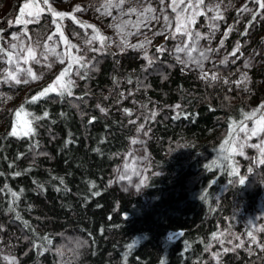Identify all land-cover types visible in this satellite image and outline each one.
I'll list each match as a JSON object with an SVG mask.
<instances>
[{
  "label": "trees",
  "instance_id": "trees-1",
  "mask_svg": "<svg viewBox=\"0 0 264 264\" xmlns=\"http://www.w3.org/2000/svg\"><path fill=\"white\" fill-rule=\"evenodd\" d=\"M254 1L244 19L233 18L234 26L220 24L231 28L220 36L227 44L225 59H235L237 44L236 53H242L230 68L239 69L249 49L264 53V16L257 15L263 9ZM15 5L8 12L14 17ZM61 21L62 28L92 29L81 27L86 22ZM95 45L99 50L90 59L71 64L78 81L70 96L50 92L33 102L46 80L1 86L12 100L4 103L7 96L0 93V232L12 235L15 264H62V257L68 264L57 246L71 245L77 235L87 246L71 264H264V249L230 245L222 231L236 215L235 204L255 206L264 184L258 152L241 159L234 151L237 124L264 113V86L257 77L264 75V64L244 89L181 65L170 55L166 36L145 52H114L107 39L102 48L99 39ZM157 46L165 50L157 52ZM21 108L30 114L34 134H10ZM44 112L47 117L33 118ZM139 125L149 131V160L140 190L127 191L110 179ZM251 234L246 227L242 235Z\"/></svg>",
  "mask_w": 264,
  "mask_h": 264
},
{
  "label": "rangeland",
  "instance_id": "rangeland-1",
  "mask_svg": "<svg viewBox=\"0 0 264 264\" xmlns=\"http://www.w3.org/2000/svg\"><path fill=\"white\" fill-rule=\"evenodd\" d=\"M223 0L221 4L220 12L223 15L222 19L212 20L211 17L215 15V12H204L203 15H196L194 22L189 24V18L191 16V10H187L182 14L184 23L188 26L189 30L195 35L199 33L202 39L197 44V52H193L192 56L196 60H201V65L198 66L196 63L187 62L186 64H181L187 69H194L200 74L207 73V76L212 77L216 75L217 79L224 85L230 86L231 84L238 85L244 89H250L249 83L252 80V76H256L257 71L255 68L261 64H264V53L258 55L256 52L246 51L239 61L240 68L233 69L229 67V63L233 66L235 59L240 58L241 52L236 53L235 56L231 55L235 59H225L227 44L221 46L218 44L220 41V36L227 34V29L232 26L235 21L233 18L236 17L238 21L244 19V15L249 14L255 6L254 0ZM112 4H118L119 0H111ZM197 0H176V4H172V0H146V6L152 7L155 12L154 15L159 17L160 20H147V17H141L136 14L126 15L125 12L131 7L136 6L135 2L131 5L128 0L120 7H109L108 11L111 15H104V9L102 5L108 3V0H48V4H44L43 0H2L0 2V48L4 49V52H0V93L6 94L1 86L5 82H10L13 80L8 79V73L15 70V74L21 80L22 84L32 85L40 83L44 80L47 82V87L55 84L57 78L60 75L51 77L49 79L48 75L51 72H55L56 69L61 64H67L68 66L73 63L71 57H83L90 59L93 52L96 51L95 40L92 39L96 35L93 29L80 30L77 27L69 26L68 28H62L61 31L64 36L67 37L70 44L75 45L74 48H69L67 44L61 39L59 32L56 31V23L59 18L52 16L51 12L48 10L49 5L52 9L58 12L68 13L70 15L65 16L61 24L65 22L71 23V20L78 22H86L89 24L98 25L95 26L98 31L107 36V41L109 47L114 52H122L128 49H132L138 52H145L154 42L160 41L162 37L169 38L168 50L170 55L176 58L179 56L182 60L187 61L188 58L185 53H175L173 49L177 44H180L186 39L181 33H175V39L172 38L173 32L163 27L164 21L163 17L167 16L169 23H171L172 28L176 27L178 14L180 9L188 3H192L195 7ZM264 2V0L262 1ZM17 3L18 14L14 17L8 12ZM25 3L29 4L28 8H25ZM178 5V6H177ZM16 6V5H15ZM82 8V11H75L76 7ZM205 6L209 5V0H204V4L200 5V10L203 11ZM173 7H176V11H173ZM247 8V11H242L241 9ZM100 8V11L96 9ZM43 9V11H39ZM238 10L236 15L235 12ZM261 12L259 11L257 15L264 16V8ZM21 11L24 12L23 17H21ZM34 13V15L29 16L28 12ZM40 17L46 19L45 23L37 21ZM51 17V19H47ZM132 18L135 20V25L139 24V27H134L132 24ZM56 22L54 23L53 21ZM17 20L21 21H33L31 23H17ZM227 22V29H220V24L222 21ZM232 20V22H231ZM204 24L202 31V24ZM255 21V19H254ZM3 23V24H2ZM53 23V24H52ZM216 24L218 27L213 30L210 26ZM239 25V24H238ZM237 25V26H238ZM206 28V29H205ZM238 30V29H237ZM158 31H163V35H157ZM13 36H18L19 40L12 39ZM51 36L52 39L49 40L48 37ZM222 36V37H223ZM122 40H126V43H122ZM150 41V43L148 42ZM144 44L145 47L141 49H134L130 45ZM12 44L16 45L13 49L10 46ZM208 47L214 49L215 51L208 52L207 60H202L199 57L198 52L201 49H207ZM31 48L36 53V60L28 58V63L25 64L24 60L27 57V49ZM23 49V50H22ZM47 49H53L54 51H47ZM263 50V49H262ZM6 53H11L15 57L12 62H9V56ZM47 59H44V56ZM227 56V55H226ZM63 60V63L60 61ZM227 61L226 63H221V61ZM39 61V62H37ZM249 63V67L245 68V63ZM216 64L215 68H208V64ZM65 67L63 71L68 68ZM31 68L37 76V79L33 80L31 76H27L24 70ZM224 69V71L222 70ZM62 71V72H63ZM247 75V80L237 84L236 81L241 80L242 75ZM69 79L77 82L78 73L75 68L71 65V71L68 75ZM261 83L264 86V75H257ZM27 79V83L23 81ZM66 77H64V80ZM224 81H227L225 83ZM7 98L4 103L10 102L12 100L11 94H6ZM123 113V112H122ZM28 117V116H27ZM27 118L24 113L21 116L15 118L14 126L17 127L18 132H23L26 130L27 125L25 121ZM260 120H249L242 121L237 124V130L234 136V151L241 159H250L254 151H257L259 156L264 159V121L257 123ZM4 126V121H0V128ZM13 126V127H14ZM245 129V130H242ZM253 129H258L256 135H251ZM150 139L149 131L143 125H139L134 129L131 141L128 148L122 152L121 159L115 166L112 175L111 183L120 189L137 191L140 190V184L142 183L146 168L149 160V150L148 141ZM135 140L136 143H132ZM259 145V147H256ZM241 152L243 153L241 155ZM242 161H240L241 163ZM245 167V163L242 164ZM123 177V179H120ZM257 204L250 206L249 209L243 207L240 203L235 204L236 215L233 216L231 222L226 221V228L223 229L225 234L224 239L230 243V245H237L241 242L246 244L247 250H258L264 249V184L262 185V190L259 198L257 199ZM1 226H3L1 222ZM249 227L252 231L250 237L243 236V232ZM242 235V236H241ZM253 237L255 239H253ZM12 235L7 234L3 236L0 232V264H15L16 259L13 255V240ZM239 241V243H238Z\"/></svg>",
  "mask_w": 264,
  "mask_h": 264
},
{
  "label": "snow or ice",
  "instance_id": "snow-or-ice-1",
  "mask_svg": "<svg viewBox=\"0 0 264 264\" xmlns=\"http://www.w3.org/2000/svg\"><path fill=\"white\" fill-rule=\"evenodd\" d=\"M43 2H44V4H48V0H43ZM128 2H129L130 5L133 2H135L136 6H134V7L130 6V8L125 12L126 15L136 14V15H139L141 17H147V20H157V21L160 20L159 17L154 15L155 10L152 7H150V6H146V0H128ZM181 2H183V0H181ZM256 2L258 4H260L261 8H264V2H261V0H256ZM124 3H125V0H119L118 4H112L111 0H108L107 4L102 5V7L104 9L103 14L110 16L111 12L108 11L109 7H120ZM161 3H163V0H161ZM172 4L175 5L176 4V0H172ZM202 4H204V0H197L195 7L193 6L192 3H188V4H186L184 6V8H181L180 9V13L178 14L176 27L174 29L172 28L171 23H169L168 17L167 16L163 17V21H164L163 27L168 29V30H171L173 32V36H172L173 39H175V33H181L183 36L186 37V39L184 41H182L180 44H177L175 46V48L173 49V51L175 53H181L182 52V53H185V55L187 56V58H188L187 61L182 60L179 56H176L177 61L179 63H181V64H186L187 62H192V63H196L198 66L201 65V60H196L192 56V53L193 52H197V44L202 39V37H201V35L199 33H195V35H193V33L189 30L188 26L184 23V19H183L182 14L184 12H186L187 10H191V16L189 18V24L194 22V19H195L196 15H203L204 12H215V15L211 17L212 20L222 19L223 18L222 13L220 12V7H221V4H223V0H209V5L210 6H205L203 11L200 10V5H202ZM24 7L28 8L29 4L25 3ZM48 10L51 12L53 17L59 18L60 20H63V18L65 16L70 15L68 13L55 11L54 9L51 8L50 5H49ZM82 10L83 9L80 8L79 6H77L76 9H75V11H77V12L82 11ZM96 10L100 11L101 9L97 8ZM172 10L176 11V7H173ZM241 10L242 11H247L248 9L245 7L243 9H241ZM39 11L42 12L43 9H39ZM20 15H21V17H23L24 12L21 11ZM28 15L32 16V15H34V13H32L30 11V12H28ZM35 15H37V21L36 22H38V13H36ZM254 17H255V13L253 15V19H254ZM16 22L17 23H21V22H23V23H31L33 21L17 20ZM53 22L55 23V21H53ZM81 27L92 28L93 31L96 32V35L93 36L92 39L93 40L99 39L101 41V48L103 47V41L105 39H107V38L101 36L99 31L97 29H95V27L93 25H90V24L89 25H83V24H81ZM134 27L138 28L139 24L134 25ZM210 27L213 30H215L218 27V25L213 24ZM60 29H61V25L59 23H56V31L59 32L60 37L64 41V43L67 44L70 49L76 47L75 45L69 43L67 37L64 36V33ZM228 31H231V28H229ZM156 34L157 35H163L164 32L163 31H158ZM244 34L246 35L247 33L245 32ZM12 39L19 40V37L18 36H13ZM48 39L51 40L52 37L49 36ZM148 42L150 43V41H148ZM122 43H126V40H122ZM222 45H223V41H221V46ZM130 46L133 47L134 49H141V48L145 47V45L143 43L142 44H138V45H130ZM10 47L15 49L16 45L12 44ZM96 50L98 51L99 49H96ZM164 50L165 49H163L162 46H157V49H156L157 52L164 51ZM26 51H27V57L24 60L25 64L28 63V58H31L32 60H36V53L34 52L33 49L28 48ZM47 51H54V50L53 49H47ZM212 51H215V50L210 48V47H208L207 49L199 50L198 55H199L200 58H202V60H207L208 59L207 53L208 52H212ZM237 51H239V44H237L236 49L231 53V55L235 56ZM0 52H4V49L0 48ZM6 54L9 56V62L11 63L12 60L15 59V57H13L11 53H6ZM43 58L47 59L48 57L45 55ZM71 59H72V61L74 63H80V60L83 59V57H81V58L71 57ZM145 59L148 61L149 65H151L153 63V61L151 59H149L147 55H145ZM37 62H39V61H37ZM60 62L63 63V60H61ZM226 62H227L226 60L225 61H221V63H226ZM82 66H84V65H82ZM244 67L248 68L249 67V63L246 62ZM24 71L26 72V75L27 76H31V78L33 80L37 79L36 74L34 72H32L31 68H29L27 70H24ZM70 71H71V64L68 66V68H66L60 74V76L57 78L55 84L50 85L49 87L45 88L40 93H38L36 96L32 97V101L35 102V101L39 100L40 98L45 97L50 92H57L58 95H64L65 93H67L69 96L72 95L71 89H72V86H73L74 82L71 79L67 80L66 83L64 82V77L69 75ZM7 78L10 79V80L15 81V83H17V84L21 83V80L15 74V70L9 72ZM202 78H207V73H203ZM211 79L214 81V80L217 79V76L216 75H212ZM245 80H247V75L246 74L242 75L241 80L236 81V83L239 84V83H241V82H243ZM23 82L27 83L28 81H27V79H25ZM224 82L227 83V81H224ZM58 88H59V90H58ZM176 107L178 108L179 105H177ZM262 107H264V105H262ZM100 110L102 112L105 111V109H103V108L100 109ZM124 111L128 112V114L131 115V113L127 109H125ZM21 113H24L25 117L30 115L29 113H25L24 109L21 108V109H19L16 112V117L18 118V120H19V117L21 116ZM47 115H48V113L44 112L43 116H36V117H33V118L36 119V120H39V119L47 117ZM253 115H255V113H253ZM245 118L246 119H250L251 117L246 115ZM262 121H264V113L261 114L260 121H257V123H260ZM25 123L27 125V128L22 133L18 132L17 127L14 126L12 128V131H11L10 134L14 135V136H18V135H21V134L24 135V136H28L30 134H34V129L31 127V121L26 120ZM242 130H245V129H242ZM257 131H258V129H253L251 131V135H256ZM132 143L135 144L136 141L133 140ZM225 143L227 144L228 142L225 141ZM256 147H259V145H257ZM262 151H264V149H262ZM242 154L243 153L241 152V155ZM226 159H227V157H226ZM233 174L234 175L236 174L235 170H233ZM16 175H20V173H16ZM120 179H123V177H120ZM240 182L243 183L244 182L243 179H241ZM61 183H63L62 180H61ZM12 195L14 197H16L17 193L13 192ZM43 239L47 240L48 238L44 237ZM253 239H255V238L253 237ZM131 247H132V245H129L130 249H131Z\"/></svg>",
  "mask_w": 264,
  "mask_h": 264
},
{
  "label": "clouds",
  "instance_id": "clouds-1",
  "mask_svg": "<svg viewBox=\"0 0 264 264\" xmlns=\"http://www.w3.org/2000/svg\"><path fill=\"white\" fill-rule=\"evenodd\" d=\"M72 241L71 245L66 246L65 242H61V244L57 246L58 250L62 249L63 253L68 255V264H71L72 260L79 259V256L82 254V250L87 246V241L81 236H74ZM69 249H71V252H69ZM62 264H64L63 257Z\"/></svg>",
  "mask_w": 264,
  "mask_h": 264
}]
</instances>
